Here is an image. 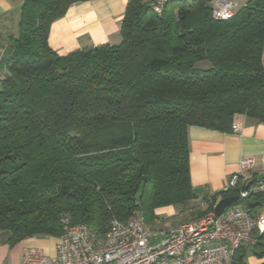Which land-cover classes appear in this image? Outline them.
Returning <instances> with one entry per match:
<instances>
[{"label": "trees", "instance_id": "obj_1", "mask_svg": "<svg viewBox=\"0 0 264 264\" xmlns=\"http://www.w3.org/2000/svg\"><path fill=\"white\" fill-rule=\"evenodd\" d=\"M84 1L24 0L9 39L0 228L11 244L59 237L63 217L100 235L132 214L152 224L168 206L200 218L226 193L194 191L189 127L231 133L238 115L264 124V0L227 20L212 16L211 0H173L160 15L153 0H130L119 42L59 55L51 25ZM249 249L234 264H249Z\"/></svg>", "mask_w": 264, "mask_h": 264}, {"label": "built area", "instance_id": "obj_2", "mask_svg": "<svg viewBox=\"0 0 264 264\" xmlns=\"http://www.w3.org/2000/svg\"><path fill=\"white\" fill-rule=\"evenodd\" d=\"M173 0H153L152 8L162 14ZM212 16L227 20L241 6L233 0H211ZM238 132V125H234ZM253 157L241 159L223 191L239 196L237 204L221 214L214 210L200 218L161 228L141 214L125 220L114 218L108 231L100 235L84 223L63 217V232L55 255L42 248L24 249L23 264H234L242 247L264 251V205L245 204L256 195L264 196V179H250Z\"/></svg>", "mask_w": 264, "mask_h": 264}, {"label": "crops", "instance_id": "obj_3", "mask_svg": "<svg viewBox=\"0 0 264 264\" xmlns=\"http://www.w3.org/2000/svg\"><path fill=\"white\" fill-rule=\"evenodd\" d=\"M129 1L89 0L73 4L63 17L52 23L50 46L59 55L65 56L78 49L119 42L120 26ZM233 1L243 5L248 0ZM23 2L24 0H0V80L9 74L8 60L12 53L9 39L18 33ZM235 124L239 127L238 132L227 133L200 126H190L188 129L192 185L200 197L223 191L244 157L255 159L249 178L264 179V124L254 122L245 115H238ZM226 196L218 197L213 210L218 201ZM166 208L170 211L167 214L176 212L173 206L158 209V212H165ZM9 237L10 232L0 228V264H23L24 249L30 243L49 255L56 252L54 245L46 249L39 239L41 236L33 241L24 239L15 244L9 242ZM57 238L55 241H58ZM250 249L252 251L247 257L248 263L263 264L264 256H258L257 252L262 250Z\"/></svg>", "mask_w": 264, "mask_h": 264}, {"label": "rangeland", "instance_id": "obj_4", "mask_svg": "<svg viewBox=\"0 0 264 264\" xmlns=\"http://www.w3.org/2000/svg\"><path fill=\"white\" fill-rule=\"evenodd\" d=\"M197 67L201 68V69H207L210 67V64L208 62H200V63H197ZM228 195L230 196V194H228ZM166 209H167V211H165V212L164 211L158 212V210H157L156 213L159 216V218L156 219V221L153 222L152 225H154L156 227H161V228H168V227L177 225V224L182 223V222L193 220L194 215H187V216L178 215L175 211L171 212V214H167V212H170V211L168 210V208H166ZM163 210H165V209H163ZM36 237L37 236L30 237L27 239H29V241H33V240H35ZM55 238H56L55 236H41V237H39V239L42 240L43 244L46 246V249L53 247V245L56 247L57 241H55ZM58 238H57V240H58ZM28 246H35V245L30 243L27 245V247ZM35 247H38V246H35ZM38 248H40V247H38ZM250 250L251 249H249L248 256L251 254ZM53 255H55V253L52 254L51 256H53Z\"/></svg>", "mask_w": 264, "mask_h": 264}, {"label": "water", "instance_id": "obj_5", "mask_svg": "<svg viewBox=\"0 0 264 264\" xmlns=\"http://www.w3.org/2000/svg\"><path fill=\"white\" fill-rule=\"evenodd\" d=\"M238 202H239V196L237 195H230L223 197L216 204L214 211L216 214H221L226 207L237 204Z\"/></svg>", "mask_w": 264, "mask_h": 264}]
</instances>
